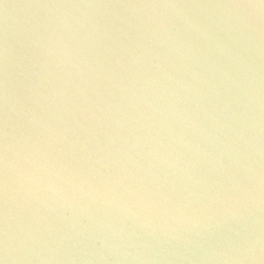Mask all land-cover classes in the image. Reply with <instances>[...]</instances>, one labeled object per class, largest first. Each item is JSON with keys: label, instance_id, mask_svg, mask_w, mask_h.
<instances>
[{"label": "water", "instance_id": "95a60500", "mask_svg": "<svg viewBox=\"0 0 264 264\" xmlns=\"http://www.w3.org/2000/svg\"><path fill=\"white\" fill-rule=\"evenodd\" d=\"M0 264H264V0H0Z\"/></svg>", "mask_w": 264, "mask_h": 264}]
</instances>
